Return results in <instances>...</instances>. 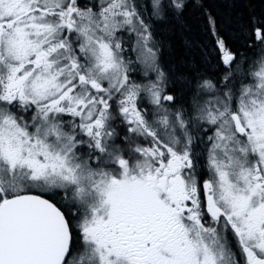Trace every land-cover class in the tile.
<instances>
[{
	"label": "snow or ice",
	"instance_id": "obj_1",
	"mask_svg": "<svg viewBox=\"0 0 264 264\" xmlns=\"http://www.w3.org/2000/svg\"><path fill=\"white\" fill-rule=\"evenodd\" d=\"M0 264H264V0H0Z\"/></svg>",
	"mask_w": 264,
	"mask_h": 264
}]
</instances>
